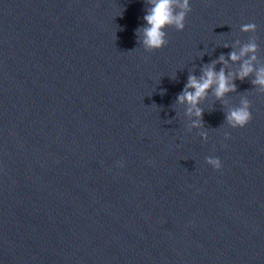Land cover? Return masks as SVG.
<instances>
[{
  "label": "water",
  "instance_id": "1",
  "mask_svg": "<svg viewBox=\"0 0 264 264\" xmlns=\"http://www.w3.org/2000/svg\"><path fill=\"white\" fill-rule=\"evenodd\" d=\"M190 4L150 52L147 0H0V264H264V87L238 78L264 0ZM213 65L236 91L193 127L177 97Z\"/></svg>",
  "mask_w": 264,
  "mask_h": 264
},
{
  "label": "clouds",
  "instance_id": "2",
  "mask_svg": "<svg viewBox=\"0 0 264 264\" xmlns=\"http://www.w3.org/2000/svg\"><path fill=\"white\" fill-rule=\"evenodd\" d=\"M149 10L144 16L146 26L137 30L140 44L148 51L155 52L162 50L168 44L167 30L175 28L177 31L185 30V22L192 8L190 0H147ZM255 24H247L242 26V30L254 31ZM256 45L251 43L246 45L240 55L235 52L231 53L230 59L233 62L240 60L241 56L248 53H255ZM252 61L256 60L255 55L251 57ZM221 63H225L222 56ZM255 73V79L252 81L255 86L264 87V68L255 69L250 61H246L241 65V70L238 78L240 80L247 79ZM236 77L230 81L226 72L222 69L220 72L215 71V66L205 69L203 75L197 78L191 75L188 78V83L185 86L184 92L177 97L179 104H187L188 115H195L198 118L194 122L193 127H200L203 120V109L199 107L200 101L207 99L209 91H213L217 99H223L229 93L236 91ZM251 107L247 100L241 102V106L233 108L226 113V121L233 129H243L249 125L253 116L250 111ZM231 138L230 136L228 137ZM217 171L222 169V162L219 158L208 157L206 160ZM123 165L121 164V167Z\"/></svg>",
  "mask_w": 264,
  "mask_h": 264
}]
</instances>
